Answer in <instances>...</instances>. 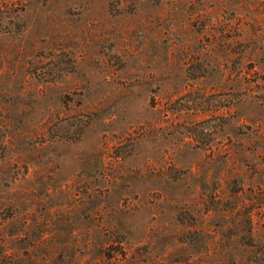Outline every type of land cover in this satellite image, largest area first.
I'll return each mask as SVG.
<instances>
[{"label":"rangeland","instance_id":"1","mask_svg":"<svg viewBox=\"0 0 264 264\" xmlns=\"http://www.w3.org/2000/svg\"><path fill=\"white\" fill-rule=\"evenodd\" d=\"M0 225V264H264V0H0Z\"/></svg>","mask_w":264,"mask_h":264},{"label":"trees","instance_id":"2","mask_svg":"<svg viewBox=\"0 0 264 264\" xmlns=\"http://www.w3.org/2000/svg\"><path fill=\"white\" fill-rule=\"evenodd\" d=\"M5 233L3 231V226L0 225V253H8V249H7V240L5 237ZM10 253H15L10 251Z\"/></svg>","mask_w":264,"mask_h":264}]
</instances>
